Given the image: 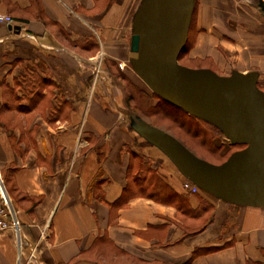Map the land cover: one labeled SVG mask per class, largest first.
I'll return each instance as SVG.
<instances>
[{"label": "crops", "instance_id": "crops-1", "mask_svg": "<svg viewBox=\"0 0 264 264\" xmlns=\"http://www.w3.org/2000/svg\"><path fill=\"white\" fill-rule=\"evenodd\" d=\"M142 1L0 0L15 19L0 24V200L21 224L0 264H263L264 207L200 188L212 205L187 217L183 172L131 129L115 74L152 92L130 61ZM235 3L199 0L186 59L201 65L180 64L264 90V17Z\"/></svg>", "mask_w": 264, "mask_h": 264}, {"label": "water", "instance_id": "water-1", "mask_svg": "<svg viewBox=\"0 0 264 264\" xmlns=\"http://www.w3.org/2000/svg\"><path fill=\"white\" fill-rule=\"evenodd\" d=\"M193 10L194 0H143L135 15L131 64L160 98L214 124L233 144L245 147L213 164L142 119L138 128L145 126L149 138L201 188L264 207V91L254 73L223 76L178 62Z\"/></svg>", "mask_w": 264, "mask_h": 264}, {"label": "rangeland", "instance_id": "rangeland-1", "mask_svg": "<svg viewBox=\"0 0 264 264\" xmlns=\"http://www.w3.org/2000/svg\"><path fill=\"white\" fill-rule=\"evenodd\" d=\"M234 1L235 2L237 1V3L235 4H238V6H240V11L242 12L248 11L251 14L261 15L262 17H264V0H258V1L234 0ZM198 4H199V0H194L193 16L190 23L191 27L189 28V33H188L189 40L186 48L179 55L178 58L179 63L201 65V63L199 62L195 63L188 61L186 59V55L189 51V48L194 42L193 40L195 38V30L197 31L195 27L197 23L196 19L198 14V10H197ZM96 66L99 67L100 70H102L100 60L97 63L93 64L94 73H93V78L90 82V88L95 87L96 83L102 81L101 76H98L96 83L93 84L95 78ZM118 68L121 69L119 65ZM124 75L123 73L116 72L115 77L117 78L118 82L122 85V87L126 92L127 101L132 109V110L126 109V112L128 113V115H130L129 118L131 120V123L133 122L131 129L136 134L137 138H141L142 136L150 137L151 134L146 130L145 126L143 129L141 128L142 126L141 124H139L138 122L136 123L134 121V117L136 116L134 113L136 111L140 115V116H136L137 120H141L142 117L145 118L147 121L151 122L153 125H156L164 132L175 136L193 154L213 164H221L233 152L239 150L240 148L242 149L245 147L244 144L231 143L228 136L214 124L206 121L205 119L192 115L171 103L166 102L165 100L160 98L156 93H154L151 87L150 89L152 90V92L149 91V88L146 87L143 83H140V81H138V83L137 81L132 82L128 80ZM139 83L141 85H139ZM147 91L150 94H152V97L151 95L150 96L144 95V92L147 93ZM159 101L161 102V106H163L164 108L162 107L156 109L153 107V105H155ZM130 112L132 113V115L130 114ZM139 125H141L140 128H138ZM157 147L160 148V146ZM157 147H154L156 151H157ZM160 149L162 150L160 151L161 153L164 152V149L162 148ZM162 155L165 156V158L167 159L169 166L172 165V167L176 168L174 163L171 161L169 157L164 155V153H162ZM178 171L179 170H177V172ZM179 174L181 176L183 175L182 173H180V171ZM191 181L192 180H190L188 176H186L185 174L183 175L182 188L184 189V195L186 196L185 207L187 209L190 206V199L192 197H195V201H197L201 206L202 209L201 212L204 213L205 210L210 209L212 205L211 201L207 197L199 194L200 193L199 189L201 187L198 184H196L198 187L197 191L189 189L190 186L189 187L185 186L186 183ZM204 194L209 196V194L207 193ZM196 214H198V212H196L195 214L189 213L187 217L195 216Z\"/></svg>", "mask_w": 264, "mask_h": 264}, {"label": "built area", "instance_id": "built-area-1", "mask_svg": "<svg viewBox=\"0 0 264 264\" xmlns=\"http://www.w3.org/2000/svg\"><path fill=\"white\" fill-rule=\"evenodd\" d=\"M14 22H15V19L13 16L9 14L0 13V24L1 23H14ZM118 65L121 69H124L126 66V64L123 62H120ZM98 76H101L103 85H105L106 80H105L104 72L100 70L99 67L96 66L95 78H94L93 84L96 83ZM185 186L186 187L190 186L189 189H192L194 191L198 190L197 185L194 184L192 181L186 183ZM20 227H21V224L17 216L12 212V210L9 208L7 203L0 200V234L8 230H14L18 232L20 230Z\"/></svg>", "mask_w": 264, "mask_h": 264}, {"label": "trees", "instance_id": "trees-1", "mask_svg": "<svg viewBox=\"0 0 264 264\" xmlns=\"http://www.w3.org/2000/svg\"><path fill=\"white\" fill-rule=\"evenodd\" d=\"M153 107L154 108H162L163 106H161V102L159 101L158 103H156L155 105H153ZM164 108V107H163ZM155 110V109H154ZM156 111V110H155ZM241 149V148H240ZM202 211V209H200L199 211H198V214H196L195 216H200V215H202V213L203 212H201ZM204 211V210H203ZM184 213H185V215H188L190 212L187 210V209H185L184 210Z\"/></svg>", "mask_w": 264, "mask_h": 264}, {"label": "bare ground", "instance_id": "bare-ground-1", "mask_svg": "<svg viewBox=\"0 0 264 264\" xmlns=\"http://www.w3.org/2000/svg\"><path fill=\"white\" fill-rule=\"evenodd\" d=\"M180 158V157H179Z\"/></svg>", "mask_w": 264, "mask_h": 264}]
</instances>
